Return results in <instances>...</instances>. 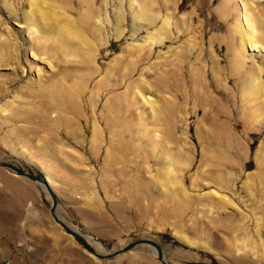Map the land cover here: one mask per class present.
<instances>
[{"label":"rangeland","instance_id":"374dc122","mask_svg":"<svg viewBox=\"0 0 264 264\" xmlns=\"http://www.w3.org/2000/svg\"><path fill=\"white\" fill-rule=\"evenodd\" d=\"M0 162V264H162L50 190L103 256L264 264V0H0Z\"/></svg>","mask_w":264,"mask_h":264},{"label":"water","instance_id":"95a60500","mask_svg":"<svg viewBox=\"0 0 264 264\" xmlns=\"http://www.w3.org/2000/svg\"><path fill=\"white\" fill-rule=\"evenodd\" d=\"M0 167L11 170L12 172H14L15 174L22 176V177H26L29 178L30 180L34 181V182H41L42 179L29 174L13 165H9L7 163H3L0 162ZM44 182V181H43ZM45 185H47L46 182H44ZM50 194L53 200V207L51 210V213L56 221V223H58L67 234L73 236L78 242H80L89 252H91L92 254H94L95 256H97L100 259H109V258H114L116 256L122 255L134 248H136L137 246L140 245H147L150 246L153 249V252L155 250V253L157 255L158 260L162 263V264H171L168 261H166V257L161 249V247L154 241L150 240V239H142L139 240L135 243H132L122 249H120L119 251H116L110 255H101L100 253H98V251H96V249H94V247H92V245L90 244V242L82 235H80L79 233H77L76 231L70 229L68 227V225H66L62 220H60V218L57 215V205H58V197L54 194V192L52 190H50Z\"/></svg>","mask_w":264,"mask_h":264},{"label":"bare ground","instance_id":"6f19581e","mask_svg":"<svg viewBox=\"0 0 264 264\" xmlns=\"http://www.w3.org/2000/svg\"><path fill=\"white\" fill-rule=\"evenodd\" d=\"M248 42L251 44V47L254 48V49L255 48L257 49V48H259V46H261V45L258 46V42L256 41V35L253 34V33H252V35L248 36L247 39H244V41H242V44H241L242 47L245 48L246 47V44Z\"/></svg>","mask_w":264,"mask_h":264}]
</instances>
